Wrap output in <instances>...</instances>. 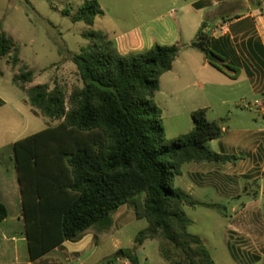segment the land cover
<instances>
[{
    "label": "trees",
    "instance_id": "trees-1",
    "mask_svg": "<svg viewBox=\"0 0 264 264\" xmlns=\"http://www.w3.org/2000/svg\"><path fill=\"white\" fill-rule=\"evenodd\" d=\"M104 15L99 2L89 0L73 21L94 26ZM205 28L189 47L216 66L209 55L215 50L229 55L230 38L214 39ZM83 37L89 45L72 54L83 86L68 93L48 84L27 89L34 73L18 53L10 58L13 40L0 32V60L9 56L12 67H20L13 84L26 93L35 113L58 122L14 144L30 259L87 235L99 245L116 231L117 211L133 204L136 217L149 223L135 238L138 246L158 240L166 264H216L201 237L190 233L193 221L183 208L203 206L224 214L222 207L198 201L175 182L185 164L229 159L210 147L223 130L208 120L207 109H198L191 115L193 130L168 141L155 101L161 77L173 69L183 46L156 44L144 53L122 55L104 32ZM248 45L264 69L262 43ZM7 218L8 209L0 202V222ZM122 251L114 258L140 264L136 253Z\"/></svg>",
    "mask_w": 264,
    "mask_h": 264
},
{
    "label": "rangeland",
    "instance_id": "rangeland-1",
    "mask_svg": "<svg viewBox=\"0 0 264 264\" xmlns=\"http://www.w3.org/2000/svg\"><path fill=\"white\" fill-rule=\"evenodd\" d=\"M86 1L89 0H0V32L13 40L10 58L18 53L22 64L28 65L34 73L35 80L25 85L27 89L48 84L51 89L58 85L69 93L74 87H82L72 54L89 45L84 33L103 31L117 43V36L139 28H155L159 23L156 21L163 17V21L173 23L176 29H179L178 23L183 28V40L178 44L183 46L182 56L187 58L190 66L196 65L195 69L198 67L199 70L206 60L203 53L186 45L190 42L186 38L191 36L194 40L196 37L193 24H197L201 16L196 11L182 13L193 0H97L105 15L97 18L94 26L73 21L74 14ZM202 3L209 4L210 0ZM235 5L241 7L227 10L228 5L220 6L213 14L224 16V21L246 17L235 24L232 38L228 36L231 31L220 37L230 38L231 53L224 55L215 50L209 59L213 57L216 66L209 64L199 70L196 80L165 76L155 101L163 112L162 124L168 141L193 130L191 115L202 104L207 109L208 120L219 122L223 130L222 137L211 141L210 147L229 159L185 164L182 175L175 182L198 201L220 205L224 213L203 206H185L184 212L193 221L190 233L201 237L216 264H264V114L255 106L256 100L264 98V69L248 45L249 41H258L257 30L262 27L259 17L264 15V10L252 18L250 10L242 3L236 2L232 6ZM172 9L175 13L170 17ZM65 11H69L68 16ZM211 18L204 15V20L210 24V30L206 32L212 36L215 35L213 30L217 29ZM238 29L239 33L235 31ZM10 58L0 60V96L7 102L0 109V148L10 166L9 174L12 173L9 155L14 159L13 142L58 124L35 113L26 93L13 84L20 67L13 68ZM220 67L227 73L220 71ZM245 68L252 73L251 81ZM251 82L260 94H254ZM215 89L218 91L216 98L224 101H216L210 96L209 103L204 101L198 105L203 100L202 92L210 94ZM188 187L193 191H188ZM133 207V204L129 205L131 210L121 221L122 228L104 237L99 244L100 252L116 255L121 250L115 246V241L119 240L124 250L137 254L140 264H166L158 240H147L142 246L135 243L138 233L148 228L149 223L146 219H138ZM11 223L18 231L20 222Z\"/></svg>",
    "mask_w": 264,
    "mask_h": 264
},
{
    "label": "crops",
    "instance_id": "crops-1",
    "mask_svg": "<svg viewBox=\"0 0 264 264\" xmlns=\"http://www.w3.org/2000/svg\"><path fill=\"white\" fill-rule=\"evenodd\" d=\"M203 0H193L188 4L186 9H183V14H187L190 11H196L197 13H201L197 24H193V29H195V36L197 37L198 30L201 26L205 25V31L210 30V27L205 20L204 15L212 16L210 20H212L216 29L224 22V16H213L217 7L228 5V9L237 10L241 5H235L236 2L242 3L246 9L250 10L249 16L252 18L255 17V14H260L264 10V0H210L209 4H203ZM198 5V6H196ZM260 5V7H259ZM254 8H257L253 11ZM175 10L169 11L170 17L174 16ZM264 13V12H263ZM203 14V16H202ZM225 14V13H224ZM264 16V15H263ZM259 17V23L261 22L262 27L259 26L257 30V38L264 47V17ZM239 19H234L229 21L231 23L230 26V34L229 37L232 38V29L235 24L243 22L246 20L244 16H240ZM164 18V17H163ZM162 19H158L156 22H159L157 27H144L142 29H137L130 34H122L121 36H117L115 45L118 48V51L122 55L129 54H139L144 53L151 49L154 45H174L178 44V42L183 40L182 33L183 28L178 23L179 29H176L173 23L168 21H163ZM162 20V21H161ZM223 21V22H222ZM212 25V24H211ZM199 28V29H198ZM198 29V30H197ZM236 29V28H235ZM153 30V31H152ZM213 31H216L215 29ZM237 33L240 30H235ZM239 31V32H238ZM103 32V31H101ZM105 33V32H104ZM180 33V35H179ZM185 33V30H184ZM106 34V33H105ZM107 35V34H106ZM108 36V35H107ZM214 39H219L221 36L212 35ZM194 38V40L196 39ZM110 39V38H109ZM186 39H190V42H186V45H189L194 41L192 37H188ZM111 40V39H110ZM209 62L205 60L203 65L199 68V70H203L209 66ZM196 65L190 66L187 58L182 56V53L178 56L176 61L174 62L173 69L164 74L161 77L160 81V90L162 88V80L165 76L173 75L177 80L192 78L194 80L199 78V70ZM250 79V77H249ZM251 81V79H250ZM252 90L254 94H260V90L252 83ZM177 87L180 88V83L177 84ZM179 88L176 90L178 91ZM175 91V90H174ZM211 92V91H210ZM218 91L215 89L214 92L209 94L208 91L202 92L200 97L203 98L201 103H209L211 98H216V94ZM173 94V93H172ZM211 96V98H210ZM209 99V100H208ZM224 101L221 99H217L216 101ZM0 101H2V105H0V109H3L7 105V102L2 99L0 96ZM204 105V104H202ZM200 109H204V106ZM206 105V104H205ZM209 105V104H207ZM48 128V127H47ZM17 141L13 142L15 144ZM0 148V202L3 203L8 209V218L0 222V264H119L121 262L126 263L127 259H115V254H106L105 252H100V246L97 244L96 238L94 235H87L79 242H65L60 247L55 248L50 251L43 257L38 260L32 261L30 259V254L28 250V240L26 236V226L23 214V205H22V194H21V186L19 183V174L17 169L16 155L15 150L13 152L14 159L12 155H9L10 160L12 161V173L9 174L10 166L7 163L5 153L1 151ZM247 168H251L248 165H244ZM248 169V170H249ZM194 171L190 172L191 177H193ZM188 191H193L191 187H188ZM129 205L122 206L117 213L115 214L114 223L116 227V231L122 228L121 221L124 217L130 212ZM134 208V207H133ZM127 212V214H126ZM12 214L14 217L12 218ZM14 221L20 222V227H18V231L13 229ZM234 223V222H232ZM230 225V227H232ZM235 230V229H234ZM115 246L118 249H123L121 247V242L119 240L115 241ZM139 250V248H138ZM120 251V250H119ZM100 252V253H99ZM260 260V259H259Z\"/></svg>",
    "mask_w": 264,
    "mask_h": 264
},
{
    "label": "built area",
    "instance_id": "built-area-1",
    "mask_svg": "<svg viewBox=\"0 0 264 264\" xmlns=\"http://www.w3.org/2000/svg\"><path fill=\"white\" fill-rule=\"evenodd\" d=\"M231 23L229 21H224L214 32L215 35L227 36L230 32ZM255 106L259 107V110L264 114V98L263 100H256ZM126 264H131L129 261Z\"/></svg>",
    "mask_w": 264,
    "mask_h": 264
},
{
    "label": "water",
    "instance_id": "water-1",
    "mask_svg": "<svg viewBox=\"0 0 264 264\" xmlns=\"http://www.w3.org/2000/svg\"><path fill=\"white\" fill-rule=\"evenodd\" d=\"M209 61H210V62H213V61H214V58L211 57V58L209 59ZM122 254H123V251L120 250V251L117 252L116 256H121Z\"/></svg>",
    "mask_w": 264,
    "mask_h": 264
}]
</instances>
